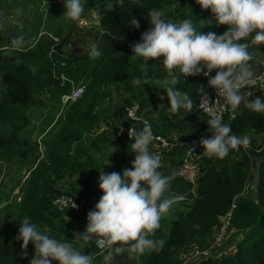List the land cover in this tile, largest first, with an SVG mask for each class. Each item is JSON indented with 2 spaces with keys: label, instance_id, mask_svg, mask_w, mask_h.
<instances>
[{
  "label": "trees",
  "instance_id": "obj_1",
  "mask_svg": "<svg viewBox=\"0 0 264 264\" xmlns=\"http://www.w3.org/2000/svg\"><path fill=\"white\" fill-rule=\"evenodd\" d=\"M23 1L0 0V20L7 19L10 11L19 8ZM27 1L23 5L36 2ZM58 1L53 3L58 5ZM104 4L105 0H86L84 11L97 14L95 25L90 28L76 29L75 22L66 19L67 32H72L73 37L61 35L60 30L52 31L53 26L49 24L50 30L44 29L45 33L39 37L36 31L30 32L34 41L26 48L0 50V164L20 162L18 168L26 163L30 165L26 175L13 187L3 189L2 185L4 194L0 192V198L6 199L0 200V207L3 205L0 212L11 210L14 218L5 227L0 215V264H26V259L34 255L31 242L22 249L21 241L16 239L25 216L38 226L50 228L51 235L57 239H67L79 247L77 226L87 223L88 211H59L52 201L61 194L77 201L95 200L102 195L98 188L100 172L122 173L131 167L132 139L115 135L125 119L126 106L136 101L144 107L153 116L148 118L156 133L168 135L176 128L165 113L168 100L161 84L152 82L155 76L161 82L167 76L161 65L162 57L150 58L145 67L131 59V45L139 42L140 33L151 27L146 16L148 11L162 10L175 22L191 17L197 28L201 27L200 21H212L199 28L203 33L211 31L219 35L228 27L216 25L212 14L200 9L195 0H124L122 6L116 5L112 11H105ZM22 9L18 10L23 13ZM59 13L63 14V3ZM42 15L36 16L40 24ZM131 18L139 21L138 29L127 24ZM62 40L65 41L58 49ZM90 43H95L101 51L95 60L88 58ZM144 74L146 85L143 90H135L132 79ZM76 84L85 86L82 96L60 111L61 95L70 93ZM148 85L150 90L145 89ZM106 86L129 92L111 111L105 105ZM199 86H207V81L199 77L180 78L173 86L187 92L193 101L191 112L184 113L188 119L187 139L211 133L206 123L208 118L192 117L200 97ZM158 93L164 94L163 100ZM42 96L54 101L53 104H44ZM257 96L264 99V91H251L248 100ZM44 105L46 123L39 136L32 138L26 127L33 111L34 115L43 114L41 106ZM50 106L55 107L52 112ZM223 121L230 123L233 133L247 136L250 143L230 150L223 159L208 157L201 151L202 173L192 192L188 183L177 176L186 148V138L178 139V145L169 151L163 173L172 177L164 195L173 198L184 195L185 199L173 203L160 220L153 238L162 240L163 245L139 257L122 260V264H181L180 252L209 246L222 225V216L229 210L228 232L233 231L234 235L225 243L228 245L238 236L234 241L235 250L228 255L207 257L198 264H264V144L256 141L264 139V113L252 112L241 104L234 116L227 115ZM248 182L254 184L255 198L243 196ZM15 186L19 187L15 195L19 200L10 199L15 194L12 192ZM167 221L172 222L167 224ZM83 251L94 253L95 247L89 245Z\"/></svg>",
  "mask_w": 264,
  "mask_h": 264
},
{
  "label": "clouds",
  "instance_id": "obj_2",
  "mask_svg": "<svg viewBox=\"0 0 264 264\" xmlns=\"http://www.w3.org/2000/svg\"><path fill=\"white\" fill-rule=\"evenodd\" d=\"M195 2L200 9H207L212 14L216 25H227L226 31L219 35L211 31L203 33L199 28L212 21H200L201 27L197 28L191 17L172 22L162 10L151 9L146 15L151 27L140 33L139 42L131 45V59L144 66L150 58L162 57L161 65L167 76L161 86L171 114L180 110L189 113L193 108L189 94L173 86L179 83L180 78H203L202 75L208 77L207 86H199L198 92L207 101L209 109L211 105L206 87L212 88L233 114L241 104L252 112L264 113V99L257 96L249 101L241 92L254 82L248 63L252 60L248 50L250 44L264 45V0ZM85 3L86 0H63V16L71 22L82 20ZM123 4L124 0H105L104 9L112 11L114 6ZM127 24L139 28V21L135 18L128 19ZM23 43V36L13 40L16 47H21ZM88 47L90 60L101 56L95 43H90ZM213 71L214 75H209ZM146 81L144 74L133 78L131 83L143 90ZM160 98L163 100L164 94ZM206 123L212 135L201 137L199 145L200 152L208 157L223 159L230 150H238L250 143L247 136L233 133L230 123H225L220 113L210 110ZM168 135L175 139L177 136L173 130ZM128 136L132 139L130 152L134 154L131 167L122 173L100 172L98 188L102 195L86 214L85 230L77 233L80 241L78 248L67 239L59 240L51 235L47 226H38L29 217H23L16 239L21 241L22 249L32 243L34 255L30 264H92V257L82 254L81 249L93 244L101 250L102 264H112L116 256L125 252L130 257H139L163 245L162 240L153 237L160 227L161 218L174 203L173 197L164 195L172 177L158 170L161 158L149 150L168 157L170 150L149 149L154 134L146 120L140 130L130 132L128 129ZM187 151L192 153V148ZM70 206L77 207L72 201Z\"/></svg>",
  "mask_w": 264,
  "mask_h": 264
},
{
  "label": "rangeland",
  "instance_id": "obj_3",
  "mask_svg": "<svg viewBox=\"0 0 264 264\" xmlns=\"http://www.w3.org/2000/svg\"><path fill=\"white\" fill-rule=\"evenodd\" d=\"M50 1L51 2H49V3H52V4H47L46 3V7H45L44 10L40 11V9H38V10L34 11V13H33L34 17L32 15H30L29 12H23V13H25V15L23 14V16H21V18L20 17H15V16H14L13 19L9 18V23L6 24V28L13 27L11 32H23L25 34L27 31H26L25 24L23 22L26 19V20H28V22L31 21V23L34 24V27H35L34 34H35V31L37 32L38 30H41L38 33V35H40L42 32H45V30L49 31L50 30L49 29V24H51L53 26V29L51 28L52 31L60 30L61 35H63V36L67 35V36H72L73 37L72 32H69V33L67 32L68 29H69L68 21L66 20V18L63 16L62 13H59V10H61V5L62 4H58L57 5V4L53 3L54 0H50ZM36 8H34V10ZM56 10L58 11L57 13H56ZM40 13L43 14L42 15L43 18L45 17L42 20V24H40V22H38L37 19H36V16H38ZM84 13H85L84 16L81 17V19L83 18L82 19L83 21L79 20V21L75 22L76 29H80V28H83V27L90 28L93 25H95V24H93L96 21V19H97V14L95 13V11H93V12L84 11ZM166 16L168 17V15H166ZM172 22H175V21L172 20ZM65 23H67L66 26H62V27L55 26V25H64ZM58 27H60L61 29H59ZM17 35H20V33H17ZM6 40L10 41V38L4 36V38L1 39V43L6 42ZM30 41H31V37H28L27 42L24 43L21 47H19V49L21 50V49L26 48L27 44ZM63 43H64V41H63ZM0 47H1L2 50L3 49H7V50L10 51V50L13 49V48H8V46H6L4 44H1ZM66 48H67V45L64 44L63 50H65ZM261 59H264V57L262 56L259 60H261ZM250 67H252V66H250ZM250 70L252 71L253 69L251 68ZM254 72H255V70H254ZM151 80H152V78L149 81H151ZM152 82H153V84H161V81L158 79V76L153 77ZM148 86H149V88H145L146 90H150L151 85H148ZM148 86H146V87H148ZM105 89L108 91V96L105 99V105L107 106V111H111L115 106L121 104L122 98L125 97L129 93L123 88L114 89V88H112L110 86H106ZM135 90H140V88L135 87ZM158 94L163 96V93H158ZM42 99L44 101V104H46L47 106L53 104V102H54V101L49 100L48 97H44V96H42ZM67 104H70V103H67ZM67 104H61L62 106L60 107V111H63L64 110V106H66ZM46 105L41 106L42 111H44L43 114H35L34 115V111H33L31 119H30V124L26 127V131L31 135L32 138H36V137L39 136V133L41 132V127H43L45 125V123H46V122H44L46 120V117L44 116V113L47 112L45 110ZM50 107H51V112H52L55 109V107L54 108H53V106H50ZM165 113H166L167 117L170 118L173 121V123H175L177 125L176 126V130L178 131V133L176 132L175 129H173V131L177 135L176 136L177 140L178 139L181 140L182 138H186L185 139L186 141L194 140V139H187V133H188V130H189L188 124H187L188 123V119L186 117V114L184 115L183 110L178 111L176 114H171L169 109L166 106ZM154 116H156V115H154ZM211 135H212V133L206 135L205 137H210ZM261 141L263 143L264 140L262 138H260L257 141V144L259 142H261ZM149 151L151 153H153V154H158L160 156V158H161V166H160V168L158 170L163 174L164 171L166 170V162H167V159L169 158L168 155H165L163 153H159V152H156V151H152V150H149ZM19 163L20 162H17V165ZM17 165H16V163L14 165L13 162H5V163H1L0 164V192L1 193H3L1 191L2 185H3V189H4V187H7V189L13 187L17 183L18 180L22 179L21 178L22 175H26V173H27L26 170L30 166L28 163H26V164H23L22 166H20L18 168ZM253 182H254V179H253ZM253 182H248V184L246 185L245 192L243 193V196L249 197V195H251V198H255L254 197L255 196V189H254ZM18 186H15L14 189L12 190V192L15 193V194L14 195L12 194V197H10L11 200L16 198L15 195H17V191L19 189ZM5 199L6 198H3V199L0 198V200H5ZM176 202H180V201L179 200L176 201L175 197H174V203H176ZM2 207H3V205L0 207V209ZM0 215H1V221H2L1 224H2V226H5V227L14 218L13 211H11V210H6V211L4 210V211L0 212ZM168 222L169 221H167V224H168ZM171 222L172 221H170L169 224ZM226 231L227 230H225V232ZM219 233H220L219 229L215 231V234H214L213 239H212L211 243L209 244V246L215 241V238L217 237V235ZM227 233H228V235H226L223 244H226L225 242H227L228 238L234 235L233 231H231L230 233L227 231ZM237 238H239V237L236 236L234 241ZM234 241H233V243H235ZM217 242H219V241L217 240L216 243ZM218 250L219 249H217V251ZM234 250H235V248L232 245L231 249H229L228 252L225 249H223V253H227V255H228V254L232 253ZM194 251H195V249H194ZM217 251H212L211 250L210 252L214 253V252H217ZM82 253L92 254V253H88L86 251H83ZM190 253H191V248L186 250L185 252H180L179 257L181 259V264H198V263L202 262L203 255L191 256ZM100 255L92 258V264H102V253ZM129 259H130V256L128 255L127 252H125V253H123V254H121L119 256H116L114 261L112 262V264H122V260L124 261V260H129Z\"/></svg>",
  "mask_w": 264,
  "mask_h": 264
},
{
  "label": "built area",
  "instance_id": "obj_4",
  "mask_svg": "<svg viewBox=\"0 0 264 264\" xmlns=\"http://www.w3.org/2000/svg\"><path fill=\"white\" fill-rule=\"evenodd\" d=\"M46 3H47V0H36L37 8L40 9V11L45 9ZM0 50H1V47H0ZM250 51L253 52V49H250ZM209 75H214V71L210 73ZM187 77H194V76H187ZM202 77L206 81L208 80V77H205L203 75ZM252 79L254 81L253 84L241 90L243 95L247 96L249 95L251 91H261V92L264 91V59H261L258 62H256L255 72L252 74ZM83 90H84L83 84L74 85L70 93L61 95V103L67 104V103L74 102L75 100H77L78 98L82 96ZM207 92H208V99L211 105V109H209V105L207 101H205L200 95L198 99V103L196 104L195 111L192 114V117L194 119H201L204 117L209 119L210 110L222 114L223 119L227 115L233 116L231 114V111L223 104L222 98L218 94H216V92L212 88L209 87L207 89ZM125 111H126L125 119L118 125L116 134H115L116 137L126 135L129 138L128 129L130 132L132 130H140L143 127V122L145 120L150 123L148 115L151 118H153V116L148 114L146 109L144 107L142 108L140 104L136 101L132 102L129 106H126ZM153 134H154V139H153V142L149 146L153 149H157L158 151H168L170 149L175 148L178 145L177 140L175 138H171V136L169 135H161L154 131H153ZM199 139L200 138L194 139L191 141H186L185 153H184V156L182 158V161L177 171V176L181 178L183 181H185L186 183H188L190 190L192 192H194L198 179L200 177V174L202 173L201 163L199 161L200 149H201V146L199 145ZM263 144H264V141H263ZM188 148H192V153L187 151ZM16 198L17 200H19V197H16ZM181 199L184 200L185 196L180 195L175 198V200H181ZM71 201L75 205H77L76 208H72L70 206ZM96 202L97 201L94 199H91V200L81 199L77 201L76 199H73L68 194H61L60 196L56 197L52 201V205L59 211L74 210V211L83 212V211H89L93 209ZM230 217H231V210H229L222 216L221 218L222 225L219 228L220 233L215 238V241L207 249L206 248L198 249L196 247H193L191 248L190 255L191 256L203 255L202 261H205L206 258L210 256H219V255H216L217 252L211 253L210 251L211 250L217 251V249L221 250L224 247L223 242L227 235L228 228L230 226ZM225 230L227 231L225 232ZM217 240L219 242L216 243ZM94 247H95V252L92 254H89L92 258L101 254V250L95 245ZM221 254L224 255L227 253H221ZM31 258L32 257H29L27 259L26 264H30Z\"/></svg>",
  "mask_w": 264,
  "mask_h": 264
},
{
  "label": "crops",
  "instance_id": "obj_5",
  "mask_svg": "<svg viewBox=\"0 0 264 264\" xmlns=\"http://www.w3.org/2000/svg\"><path fill=\"white\" fill-rule=\"evenodd\" d=\"M24 3L26 2H28L27 0H25V1H23ZM23 2H22V4L19 6V8H17V9H15V10H13V11H10V13H9V17L6 19L5 17L4 18H1V20H0V40L2 39V38H4V36L5 37H8V38H10V41H8V40H6V42H4V43H1V44H4V45H6V46H8V48H13V49H19V47H16V46H14L13 45V40H15L17 37H19V36H23V38H24V43H26L27 42V39H28V37H31V41L27 44V46L28 45H30L33 41H34V39H33V37H32V35H31V33L30 32H34V24H29V22H28V20H26L25 19V21L23 22L24 24H25V27H26V33L24 34L23 32H11L12 31V29H13V27H11V28H6V24L7 23H9V18H11V19H13L14 18V16L15 17H20L21 18V16H23V14L25 15V13H21V10H18V9H21V8H23L22 9V11L23 12H29L30 13V15H32L33 16V13H34V11H36L37 10V8H36V2H29L28 4H26V5H23ZM34 8H36L35 10H34ZM18 10V11H17ZM34 17V16H33ZM41 30H38L36 33H37V37H38V33L40 32ZM17 33H20V35H17ZM254 34V33H253ZM4 35V36H3ZM9 35V36H8ZM23 43V44H24ZM11 45V46H10ZM250 49H253V52L251 53L250 52ZM249 52L251 53V55H252V60H250L248 63L250 64V66H252V67H250V69L252 68L253 70L251 71L252 73L254 72V70H255V66H256V62L263 56L264 57V45H254V44H250V47H249ZM246 96V95H245ZM248 97H249V95H247L246 96V99L248 100ZM256 141H258V139L256 140ZM150 148V147H149ZM153 151V150H152ZM167 164V163H166ZM166 171V170H165ZM164 171V172H165ZM101 196V195H100ZM99 196V197H100ZM99 197L98 198H95V200H98L99 199ZM255 197V196H254ZM249 198H251V195H249ZM180 205L181 206H183L184 205V203H180ZM169 212V211H168ZM168 214V213H167ZM166 214V215H167ZM85 226H86V223H84V222H81L78 226H77V233H82L84 230H85ZM230 239V238H229ZM232 245L234 246V243L233 242H228V245L227 244H224V247L221 249V250H219V251H217V253H216V255H220L221 253H223V249H225L227 252L229 251V249H231V247H232ZM101 256V255H100ZM26 261H27V259H26Z\"/></svg>",
  "mask_w": 264,
  "mask_h": 264
},
{
  "label": "water",
  "instance_id": "obj_6",
  "mask_svg": "<svg viewBox=\"0 0 264 264\" xmlns=\"http://www.w3.org/2000/svg\"><path fill=\"white\" fill-rule=\"evenodd\" d=\"M58 2H59V4H62V3H63V0H59ZM63 41H64V40H63ZM63 41L57 45V48H58V49L62 46ZM231 114H232L233 116L235 115V114H233L232 112H231Z\"/></svg>",
  "mask_w": 264,
  "mask_h": 264
}]
</instances>
